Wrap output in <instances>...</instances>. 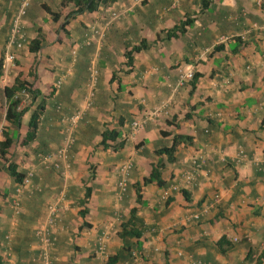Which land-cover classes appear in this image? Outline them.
I'll list each match as a JSON object with an SVG mask.
<instances>
[{
  "label": "crops",
  "instance_id": "obj_1",
  "mask_svg": "<svg viewBox=\"0 0 264 264\" xmlns=\"http://www.w3.org/2000/svg\"><path fill=\"white\" fill-rule=\"evenodd\" d=\"M21 1L0 0V140L1 131L11 132L2 88L17 71L40 92L43 106L35 137L20 144L38 100L5 154L28 181L16 184L0 170V264H37L36 231L45 226L51 264H100L121 248L117 232L131 208L141 234L130 238L132 257L115 264H255L264 253V0H109L63 29L61 15L70 6L27 0L17 48L6 40ZM48 11L61 15L52 21ZM111 11L119 16L99 39L87 40ZM37 30L43 45L30 52ZM141 40L146 45L132 51ZM8 53L12 62L4 59ZM186 70L196 75L192 87L191 79L176 85ZM78 112L73 142L59 158L62 129ZM105 130L119 135L103 147ZM176 133L191 141L169 163L154 151ZM158 158L163 186L142 184ZM128 160L119 191V169ZM188 173L194 178L185 184Z\"/></svg>",
  "mask_w": 264,
  "mask_h": 264
},
{
  "label": "trees",
  "instance_id": "obj_2",
  "mask_svg": "<svg viewBox=\"0 0 264 264\" xmlns=\"http://www.w3.org/2000/svg\"><path fill=\"white\" fill-rule=\"evenodd\" d=\"M108 1L109 0H61L60 5L66 4L70 6V9H68L62 15L59 12L48 11V13L51 16L52 21H56L57 19H59L60 15L62 16L61 22L59 23L58 26L59 28L63 29L64 25L67 24V22L70 19L74 18L76 15L84 12L95 11L100 5H103ZM201 2L204 3V0H202ZM183 24H185V21L167 29L166 32L168 36L173 35L174 30L178 29L179 31H181ZM42 45H43V37H41L40 31L37 30V37L27 42V48L30 52H36L39 50V48ZM145 45L146 44L144 43V41L141 40L137 45L132 46L131 50L139 51ZM12 46L15 45L13 44ZM1 64H2V60L0 59V74L2 69ZM26 75L29 76L33 75L32 69H29ZM195 76L196 75H192L190 81L191 87L194 84L193 80ZM2 93L6 103L4 109V120L11 127V132L9 133V131H4V130L1 131L3 139L0 140V160L2 161V163L0 164V170L3 169L13 182L19 184L24 176V173L17 169V165L14 162L7 160L5 158V154L8 152L7 150L11 145L12 140L18 137L17 129L20 126L22 115L29 109L30 105L34 103L35 100H38L34 109L29 114L28 120L26 122V131L24 136L20 139V144L22 145L27 144L35 137V131L37 129V118L39 116L40 111L42 110L43 98L41 97L40 92L36 88H33L30 82L25 80V75L21 73V71H17L12 79V82L9 85H6L2 88ZM22 99L25 100V104L22 107L18 108L19 103ZM261 127L264 128V120L261 121ZM62 132L65 134L64 131ZM118 135H119L118 132L114 130L102 131L100 134L101 136L100 145L106 147L107 143L105 142V140L107 139L113 140ZM190 141H191L190 135L180 134V133L172 134L171 143L169 145H163L162 147H159L154 151V154L164 155L165 156L164 161L171 163L175 159L174 153L177 147L182 143L188 144L190 143ZM121 144H122L121 142H118V146H121ZM163 168H164V162L160 158H158L155 162L150 163L149 173L146 177L142 178L141 183L146 184L153 182L157 186H163L164 181L161 178V170ZM134 188L136 194L135 200L139 202L140 201L139 184L136 183L134 185ZM180 192L184 196H186L185 191L183 189H180ZM88 196H89V191L85 190L83 196L79 199V203L83 204ZM85 212L86 209L82 208L79 211L80 216L82 217ZM137 222H138V218L135 215V208H131L129 210L127 219L120 223L119 226L120 229L117 232V236L119 237V239H121V248L116 253L112 255H107L104 261H102L100 264H115L123 260L124 257L127 256L132 257V251H131L132 242L130 241V238H134L136 242L137 238L141 234L140 230L137 228L138 227ZM83 224H87V223L83 221ZM134 244L135 247H137L138 243L137 244L134 243ZM246 257H248V255H246ZM262 257H264V253H261L259 255V259L257 258L255 260V264H258L260 258ZM152 264H156V263H152ZM163 264H168V263L164 262Z\"/></svg>",
  "mask_w": 264,
  "mask_h": 264
},
{
  "label": "built area",
  "instance_id": "obj_3",
  "mask_svg": "<svg viewBox=\"0 0 264 264\" xmlns=\"http://www.w3.org/2000/svg\"><path fill=\"white\" fill-rule=\"evenodd\" d=\"M26 6H27V0H22L21 2H19V5L17 6L15 13H14V15L12 16V18L10 20L9 29H8V35H7V41H6V44L8 46H11L13 44L17 48L21 46V44L19 43V40L22 38V32L20 30L21 17L25 13ZM118 16H119V12L111 11L108 19H106V21L103 23L102 27H100V28L91 27V31L92 32H91V35H89L87 37V40H89L88 38L90 36H93V35L95 36L96 39H99L102 36V34H103L102 31L104 29H106L108 27V25L113 20H115ZM4 59H6L7 61L12 62L13 56H12V54L8 53V54L5 55ZM192 75L193 74H192L191 70H186V71L179 72L178 76H177L176 85L179 86L184 81L190 80L192 78ZM24 104H25V100L22 99L20 101V103H19L18 108L22 107ZM165 106L166 105L163 104L160 107L154 109L152 114L156 115L158 112H160V109L164 108ZM79 116H80V113L78 112V113L73 114L71 117H69L68 125H66L64 127V129H63V131L65 132L64 139H63L64 142L58 148V150L56 151L57 156L59 158H64L66 149L69 147V145L73 141V139H72V128L74 127V124L77 121V119L79 118ZM137 126H139V123H137L136 121L132 122V124H131V128L132 129H136ZM50 158L51 157L49 155H46V156L43 157V160L44 161H48V159H50ZM192 162L195 163L196 162V158H194L192 160ZM199 162H202V161H199ZM129 165H130V162L128 160V161H125L122 164V166H120V169H119L120 171L119 172L122 175V177L119 179V181L117 183L119 191H123L124 190L125 180L126 179H125V175L123 173H124V170L125 171L127 170ZM192 167H193L194 170H197L199 168V164L196 163ZM193 178H194L193 173L186 174L184 176V183L185 184H190ZM27 181H28V179L24 178L22 180V183L23 182L25 183ZM48 211H49V213L51 215V213H52L51 208H48ZM194 217H196V216H194ZM36 236L38 237V241H39V252H38V255H37V264H51L50 257H49V250H50V248L52 246V240L48 236V231H47L46 226L38 228L37 231H36ZM103 249H104V245H103V242H102V238H100L98 240V251L100 253H102Z\"/></svg>",
  "mask_w": 264,
  "mask_h": 264
},
{
  "label": "rangeland",
  "instance_id": "obj_4",
  "mask_svg": "<svg viewBox=\"0 0 264 264\" xmlns=\"http://www.w3.org/2000/svg\"><path fill=\"white\" fill-rule=\"evenodd\" d=\"M23 122H25V121L23 120Z\"/></svg>",
  "mask_w": 264,
  "mask_h": 264
}]
</instances>
